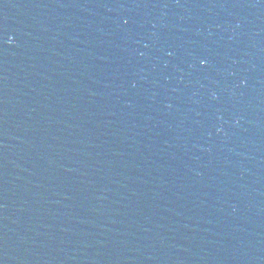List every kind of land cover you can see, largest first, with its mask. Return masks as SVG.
<instances>
[{
    "label": "water",
    "instance_id": "95a60500",
    "mask_svg": "<svg viewBox=\"0 0 264 264\" xmlns=\"http://www.w3.org/2000/svg\"><path fill=\"white\" fill-rule=\"evenodd\" d=\"M0 264H264V0H0Z\"/></svg>",
    "mask_w": 264,
    "mask_h": 264
},
{
    "label": "snow or ice",
    "instance_id": "6c2138e0",
    "mask_svg": "<svg viewBox=\"0 0 264 264\" xmlns=\"http://www.w3.org/2000/svg\"><path fill=\"white\" fill-rule=\"evenodd\" d=\"M125 23H127V21H125Z\"/></svg>",
    "mask_w": 264,
    "mask_h": 264
}]
</instances>
